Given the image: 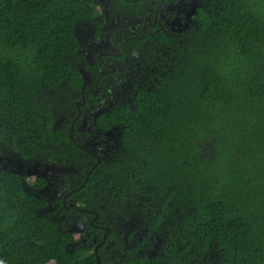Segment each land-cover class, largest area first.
Wrapping results in <instances>:
<instances>
[{
  "label": "trees",
  "instance_id": "16d2710c",
  "mask_svg": "<svg viewBox=\"0 0 264 264\" xmlns=\"http://www.w3.org/2000/svg\"><path fill=\"white\" fill-rule=\"evenodd\" d=\"M93 8L92 0H0L1 162L10 149L31 158L43 150L35 130L44 127L48 141L60 134L38 96L75 85L76 32ZM180 49L162 85L111 115L126 154L102 164L97 181L124 197V169L142 158L150 171L128 179L169 201L155 220L176 210L177 238L197 248L195 260L264 264V0H208ZM1 162L0 264H79L70 232L38 212L44 201L26 175ZM144 189L130 188L131 200Z\"/></svg>",
  "mask_w": 264,
  "mask_h": 264
},
{
  "label": "flooded vegetation",
  "instance_id": "af4514ba",
  "mask_svg": "<svg viewBox=\"0 0 264 264\" xmlns=\"http://www.w3.org/2000/svg\"><path fill=\"white\" fill-rule=\"evenodd\" d=\"M92 2L91 21L76 32L75 85L62 81L38 96L51 129L60 134L48 141L44 127L35 130L33 140L45 136L43 150L34 149L31 158L33 149L27 156L10 149L0 162L26 175V188L44 201L38 212L70 232L79 264H201L187 236L177 238L176 210L155 220L160 205L169 201L152 197L149 186L133 176L128 179L134 170L150 171L142 158V166L124 169L122 198L106 180L97 181V173L126 154L123 126L112 123L111 115L135 110L142 93L155 91L174 72L208 0ZM136 187L146 191L131 200L130 188Z\"/></svg>",
  "mask_w": 264,
  "mask_h": 264
},
{
  "label": "rangeland",
  "instance_id": "374dc122",
  "mask_svg": "<svg viewBox=\"0 0 264 264\" xmlns=\"http://www.w3.org/2000/svg\"><path fill=\"white\" fill-rule=\"evenodd\" d=\"M29 181L31 182V179H29Z\"/></svg>",
  "mask_w": 264,
  "mask_h": 264
}]
</instances>
